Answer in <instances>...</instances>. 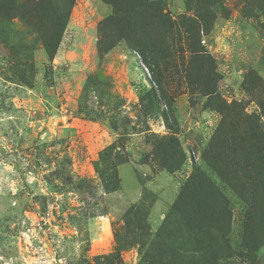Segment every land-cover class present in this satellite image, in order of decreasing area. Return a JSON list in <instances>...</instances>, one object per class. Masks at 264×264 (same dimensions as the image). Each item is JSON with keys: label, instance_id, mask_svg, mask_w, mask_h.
I'll use <instances>...</instances> for the list:
<instances>
[{"label": "rangeland", "instance_id": "obj_1", "mask_svg": "<svg viewBox=\"0 0 264 264\" xmlns=\"http://www.w3.org/2000/svg\"><path fill=\"white\" fill-rule=\"evenodd\" d=\"M52 1L53 52L40 0H0V264L165 263L199 173L225 198L217 264H264L261 183L240 196L211 168L264 173V0Z\"/></svg>", "mask_w": 264, "mask_h": 264}, {"label": "trees", "instance_id": "obj_2", "mask_svg": "<svg viewBox=\"0 0 264 264\" xmlns=\"http://www.w3.org/2000/svg\"><path fill=\"white\" fill-rule=\"evenodd\" d=\"M105 1L109 2L110 0ZM53 2L54 1L52 0H40V3L38 2L39 4L42 3L44 5V10L52 16L55 21L52 52L55 51L58 46L59 38L68 15V6H61V9L59 8L60 11L58 7L54 6ZM113 2L114 6L117 8V12H119L117 13L118 17H120L121 14H128L121 9L125 0H113ZM134 11L135 13L140 12V10L136 9H134ZM157 47L160 48L161 51V45L155 44L152 47L155 55L152 54L150 61H159V56H157L156 51ZM142 48H144V46H142ZM161 52H163V50ZM145 60L146 58L143 57V61ZM163 119L166 126L172 128L169 124L170 120L167 114H163ZM172 148L176 149L173 146ZM182 160V156L178 155L175 150H171L168 147L159 162L170 169L177 170L180 167ZM217 162H219V159L213 161L211 164L212 170H217V175L222 177L230 188L233 189L236 185H240L242 191L239 192L240 196H243L244 193L249 191L247 187L249 184L257 183V181L261 183V186L264 189V173L261 178L257 175V179H253V182H251V180H248L250 179L249 174L242 172L238 174L235 170L226 169L225 167H222L221 172L219 171L218 174V169L215 166V163ZM202 178L203 176L200 173L192 176L180 190L175 204V214L181 217L182 224L189 232L188 237L190 241L181 234H177V229L170 230L168 228L170 220L167 219L164 224L166 227L165 235L160 238L166 249H163L160 246L159 251L166 255L168 261L165 263L159 261L158 264H217L212 252L211 239H213V233L215 231H218L219 233L222 232L220 229L223 225L225 226V222L227 221V210L223 206L225 198L220 191L213 187L211 182H205ZM177 209H182V211L180 212ZM174 225H176V223L173 222L171 227H174ZM187 241L190 242L192 249L188 252L189 256L184 257V255L179 254L177 250L183 251V245H186ZM186 250L187 249H185V252ZM192 254L197 255V258H195V256H190Z\"/></svg>", "mask_w": 264, "mask_h": 264}, {"label": "clouds", "instance_id": "obj_3", "mask_svg": "<svg viewBox=\"0 0 264 264\" xmlns=\"http://www.w3.org/2000/svg\"><path fill=\"white\" fill-rule=\"evenodd\" d=\"M0 259H2V258H0ZM5 264H11V261H6Z\"/></svg>", "mask_w": 264, "mask_h": 264}]
</instances>
